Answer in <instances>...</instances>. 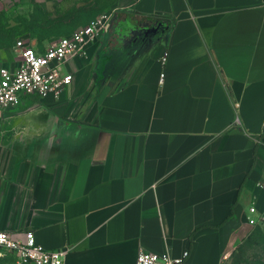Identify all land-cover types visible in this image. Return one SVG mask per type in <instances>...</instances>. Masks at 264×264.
I'll list each match as a JSON object with an SVG mask.
<instances>
[{"label": "crops", "instance_id": "obj_1", "mask_svg": "<svg viewBox=\"0 0 264 264\" xmlns=\"http://www.w3.org/2000/svg\"><path fill=\"white\" fill-rule=\"evenodd\" d=\"M124 8L168 30L131 71L91 86L104 34L60 99L0 110V230L67 248L62 264H135L141 247L224 264L250 207L264 211V0H113L108 11Z\"/></svg>", "mask_w": 264, "mask_h": 264}, {"label": "rangeland", "instance_id": "obj_2", "mask_svg": "<svg viewBox=\"0 0 264 264\" xmlns=\"http://www.w3.org/2000/svg\"><path fill=\"white\" fill-rule=\"evenodd\" d=\"M53 12L44 10L40 2L0 0V65L12 58L18 37L51 41L74 31L98 13L111 9L113 0H57ZM160 22L138 20L129 9L117 10L104 39L87 67L91 86L122 77L135 66L132 55L147 40L167 37L168 30ZM0 264H15L9 253L0 250ZM224 264H264V219L243 220L235 230L224 254Z\"/></svg>", "mask_w": 264, "mask_h": 264}, {"label": "built area", "instance_id": "obj_3", "mask_svg": "<svg viewBox=\"0 0 264 264\" xmlns=\"http://www.w3.org/2000/svg\"><path fill=\"white\" fill-rule=\"evenodd\" d=\"M112 16V11L97 14L74 31L47 42L18 37L11 60L0 65V110L16 107L26 95L60 99L74 81L73 61L89 56L90 48L107 31ZM250 210L256 213L249 218L250 222L264 219V211H258L254 206ZM21 234L0 230V250L11 253L16 264H62L67 248H45L35 242L32 231ZM188 255L189 252L184 251L181 256L173 257L141 247L135 264H186Z\"/></svg>", "mask_w": 264, "mask_h": 264}, {"label": "trees", "instance_id": "obj_4", "mask_svg": "<svg viewBox=\"0 0 264 264\" xmlns=\"http://www.w3.org/2000/svg\"><path fill=\"white\" fill-rule=\"evenodd\" d=\"M68 34V33H67ZM64 35V34H63ZM59 36H61V35H59ZM24 37H26V36H24ZM30 37V36H29ZM16 41V40H15ZM15 43V42H14ZM14 45V44H13ZM9 255L11 256V258L13 259V261L15 262V264H16V261H15V258H14V256L11 254V253H9ZM28 264V263H27Z\"/></svg>", "mask_w": 264, "mask_h": 264}]
</instances>
